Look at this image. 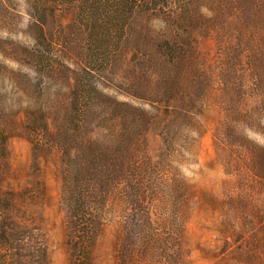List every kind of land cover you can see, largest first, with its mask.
I'll use <instances>...</instances> for the list:
<instances>
[{"label":"rangeland","instance_id":"obj_1","mask_svg":"<svg viewBox=\"0 0 264 264\" xmlns=\"http://www.w3.org/2000/svg\"><path fill=\"white\" fill-rule=\"evenodd\" d=\"M168 7L90 75L73 10L46 14L36 57L28 0H0L17 263L264 264V0Z\"/></svg>","mask_w":264,"mask_h":264},{"label":"trees","instance_id":"obj_2","mask_svg":"<svg viewBox=\"0 0 264 264\" xmlns=\"http://www.w3.org/2000/svg\"><path fill=\"white\" fill-rule=\"evenodd\" d=\"M170 2L171 0H28L29 7L34 13V26L36 27L35 55L40 57L44 53L49 54L53 49V42L46 39L42 32L46 14L54 15L58 10H73L75 16L73 22H76L74 25L82 33L85 42L81 55L91 65H84L83 70L93 75L110 62L127 31L139 17L150 16L156 12L167 14ZM2 124L0 115V144L6 139V130L1 128ZM8 195L10 194L0 187V248H4L7 253L5 256H0V264H19L16 262L14 252L10 250L12 244L9 240L11 234H8V226L13 216H10L8 211L11 199ZM85 213L83 212L80 216L81 239L87 238L85 228L88 222L84 220ZM77 214L79 215V212ZM76 248L78 260L84 262L85 248H79V246Z\"/></svg>","mask_w":264,"mask_h":264}]
</instances>
